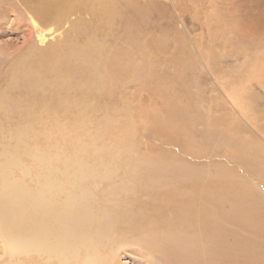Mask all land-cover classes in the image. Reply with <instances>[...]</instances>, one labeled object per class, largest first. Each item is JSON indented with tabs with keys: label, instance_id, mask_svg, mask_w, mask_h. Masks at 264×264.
Returning <instances> with one entry per match:
<instances>
[{
	"label": "rangeland",
	"instance_id": "374dc122",
	"mask_svg": "<svg viewBox=\"0 0 264 264\" xmlns=\"http://www.w3.org/2000/svg\"><path fill=\"white\" fill-rule=\"evenodd\" d=\"M107 1L111 15L69 0L62 13L74 11L43 22L0 0L8 179L36 192L45 165L60 204L86 195L107 228L96 264H160L153 240L176 213L208 236L212 262L264 264V34L238 46L218 19L226 4L262 20L264 0ZM8 238L0 264H84L90 252L16 256Z\"/></svg>",
	"mask_w": 264,
	"mask_h": 264
},
{
	"label": "bare ground",
	"instance_id": "6f19581e",
	"mask_svg": "<svg viewBox=\"0 0 264 264\" xmlns=\"http://www.w3.org/2000/svg\"><path fill=\"white\" fill-rule=\"evenodd\" d=\"M22 1L25 4L22 7L25 8V10L22 9L23 12H30L33 17H36L35 20L38 19L43 22L51 19H54V21L55 19L58 20L67 11L75 10L70 8V10L68 9L65 13H62L64 12L65 3H68L69 0H39L38 2H31L32 4L29 3V0ZM84 2V5L80 9L83 10L82 12H95L96 14V12L102 11L105 14H113L112 4L107 0H84ZM228 2L231 3L230 1ZM229 8L225 4L222 13L219 14L221 19H218L219 22H222L220 27L222 29L227 28L226 31L228 32L229 30L238 39V46L243 45L242 39L244 38H249L251 41L254 38H257V41L262 38L258 36V33L264 34V19L261 20L260 18L259 20L256 18V20H250V17L243 18L242 16H238L234 10L233 13ZM229 13L235 15L234 18L228 15ZM20 17L22 18V16ZM227 21H229V25ZM260 22L261 25L259 24ZM26 64V61L21 62L22 67L26 66ZM12 73H15L21 80L27 79L29 69H19V66H16V69L14 68ZM12 162L13 160L10 159L0 161V234L6 238L9 235V238L6 239L8 244L7 252L16 256L33 251L36 253L43 252V254L50 253L60 258L64 249L68 248L71 242L72 248L70 249L72 252H77L83 247L90 250L84 260V264H96L98 259L96 249L99 245L103 244L100 239H102L104 229L107 228L104 226L101 229L99 226L100 219L103 218L96 217L91 211L88 204L89 201L85 197L86 195L80 197L70 196L63 205L60 204L59 200L57 198L55 200L52 195L54 194L52 188L56 186L58 177L53 172V174L49 173L45 165L43 167L45 170L47 169V174L45 173L46 171L41 172L38 180V190L36 189V192L28 191L19 185V182L8 179L7 172ZM41 163L45 162L41 161ZM75 167H71L72 171L76 169ZM179 215V218L181 217L185 220L182 213ZM177 216L178 214L176 213L175 218L179 219ZM176 219L172 218L168 227H163L164 231H161V236H157L155 237L157 239L155 240L154 238L153 240L156 252L158 251L161 254L160 257L164 261H161L160 264H218V261L212 262L214 255L210 256L212 249L209 250L208 247V236L204 235L197 239L192 238L193 236L187 232V228L180 224L181 227L178 226ZM186 232L187 236L182 235ZM168 243L171 244L166 246ZM182 243L185 244V250L183 249L184 247L182 248V245H184ZM188 243L189 245H187ZM76 244L77 250L73 248Z\"/></svg>",
	"mask_w": 264,
	"mask_h": 264
}]
</instances>
